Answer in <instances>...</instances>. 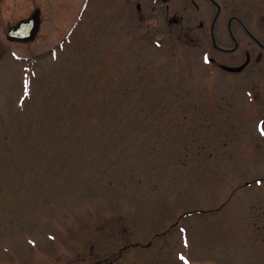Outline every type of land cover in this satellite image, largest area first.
<instances>
[{
  "label": "rangeland",
  "instance_id": "obj_1",
  "mask_svg": "<svg viewBox=\"0 0 264 264\" xmlns=\"http://www.w3.org/2000/svg\"><path fill=\"white\" fill-rule=\"evenodd\" d=\"M113 5L0 0V264H264L248 93ZM35 9V39L7 41Z\"/></svg>",
  "mask_w": 264,
  "mask_h": 264
},
{
  "label": "flooded vegetation",
  "instance_id": "obj_2",
  "mask_svg": "<svg viewBox=\"0 0 264 264\" xmlns=\"http://www.w3.org/2000/svg\"><path fill=\"white\" fill-rule=\"evenodd\" d=\"M115 2L113 9L121 18L125 19V8L129 7L134 10L137 23L153 28L154 46L163 54L172 57L191 54L194 60L205 63L207 67L202 66L200 70L202 79L211 76L214 79L211 86L221 97L234 88L246 91L249 103L242 112H246L255 131L261 134L264 151V0ZM83 14L84 11L78 9L71 12L72 31L81 22ZM41 19L39 13L38 31ZM17 23L6 27L4 35L7 41V34ZM215 29L218 30L216 35L213 34ZM207 30L210 39L208 47L204 41ZM203 86L204 83L201 84ZM234 112L230 117L225 114L224 119H233Z\"/></svg>",
  "mask_w": 264,
  "mask_h": 264
},
{
  "label": "water",
  "instance_id": "obj_3",
  "mask_svg": "<svg viewBox=\"0 0 264 264\" xmlns=\"http://www.w3.org/2000/svg\"><path fill=\"white\" fill-rule=\"evenodd\" d=\"M38 28L39 10L35 9L28 19L18 22L15 27L10 29L7 39L21 43L30 42L35 38Z\"/></svg>",
  "mask_w": 264,
  "mask_h": 264
},
{
  "label": "snow or ice",
  "instance_id": "obj_4",
  "mask_svg": "<svg viewBox=\"0 0 264 264\" xmlns=\"http://www.w3.org/2000/svg\"><path fill=\"white\" fill-rule=\"evenodd\" d=\"M262 134H264V133H262Z\"/></svg>",
  "mask_w": 264,
  "mask_h": 264
}]
</instances>
